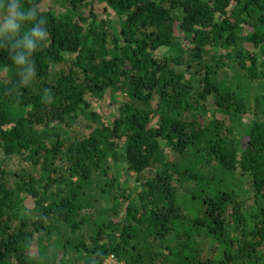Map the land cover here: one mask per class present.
<instances>
[{
	"label": "trees",
	"instance_id": "16d2710c",
	"mask_svg": "<svg viewBox=\"0 0 264 264\" xmlns=\"http://www.w3.org/2000/svg\"><path fill=\"white\" fill-rule=\"evenodd\" d=\"M110 256L264 264V0H0V264Z\"/></svg>",
	"mask_w": 264,
	"mask_h": 264
},
{
	"label": "rangeland",
	"instance_id": "374dc122",
	"mask_svg": "<svg viewBox=\"0 0 264 264\" xmlns=\"http://www.w3.org/2000/svg\"><path fill=\"white\" fill-rule=\"evenodd\" d=\"M122 96L121 94L117 95H108L105 101L100 105H96L95 109L106 116L108 120H113L114 116L117 114L119 105L122 103ZM119 179L124 184H128L130 181H128L126 175L119 174Z\"/></svg>",
	"mask_w": 264,
	"mask_h": 264
},
{
	"label": "built area",
	"instance_id": "2783aa9c",
	"mask_svg": "<svg viewBox=\"0 0 264 264\" xmlns=\"http://www.w3.org/2000/svg\"><path fill=\"white\" fill-rule=\"evenodd\" d=\"M104 264H124V263L120 262L116 257L110 256L105 260Z\"/></svg>",
	"mask_w": 264,
	"mask_h": 264
},
{
	"label": "clouds",
	"instance_id": "9594fccd",
	"mask_svg": "<svg viewBox=\"0 0 264 264\" xmlns=\"http://www.w3.org/2000/svg\"><path fill=\"white\" fill-rule=\"evenodd\" d=\"M12 16H15V6L13 5V8H12ZM9 25L12 26V21L9 20Z\"/></svg>",
	"mask_w": 264,
	"mask_h": 264
}]
</instances>
